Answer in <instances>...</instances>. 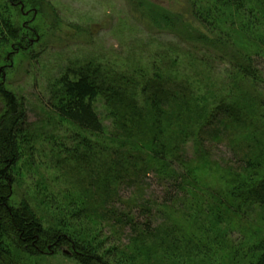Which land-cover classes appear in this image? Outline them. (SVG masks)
<instances>
[{
  "label": "trees",
  "instance_id": "1",
  "mask_svg": "<svg viewBox=\"0 0 264 264\" xmlns=\"http://www.w3.org/2000/svg\"><path fill=\"white\" fill-rule=\"evenodd\" d=\"M166 1L126 0L146 30L192 51L174 54L217 67L223 93L197 99V83L156 63L137 79L67 68L48 100L70 129L62 163L74 162L70 187L47 203L57 224L24 196L12 202L34 134L0 70V264H43L35 258L58 250L76 264H201L212 252L222 264H264V0ZM219 145L230 159L213 156Z\"/></svg>",
  "mask_w": 264,
  "mask_h": 264
},
{
  "label": "rangeland",
  "instance_id": "2",
  "mask_svg": "<svg viewBox=\"0 0 264 264\" xmlns=\"http://www.w3.org/2000/svg\"><path fill=\"white\" fill-rule=\"evenodd\" d=\"M168 3L165 0L164 5ZM8 27L17 32V40L7 34ZM180 44L167 33L148 31L141 26L126 0H0V70L4 87L24 104L34 134L33 140L22 148L12 202L18 203L22 196L28 198L45 226L61 220L47 203L70 187L66 166L71 167L74 162L65 159L67 163H62L65 154L59 153L58 148L71 145L67 140L69 133L65 134L70 129L62 123L58 126L56 117L48 112V100L56 93L58 78L67 68L88 64L91 70L98 67L100 74L137 79L150 74L152 64L156 63V68L172 77L197 83L199 87L194 88L197 99L210 97L212 91H222L214 74L218 68L206 71L197 61L174 54L192 53ZM167 53H170L168 60ZM170 59H176V64L172 65ZM163 67L170 69L162 70ZM98 113L102 116L101 110ZM212 154L216 159H230L223 145L214 148ZM128 194L129 190L121 189L122 197ZM127 233L128 230L123 233V242ZM44 252L49 253L50 248ZM35 259L43 264H76L62 250ZM210 259L211 262L201 264H222L219 252H212ZM190 263L200 264V260Z\"/></svg>",
  "mask_w": 264,
  "mask_h": 264
}]
</instances>
